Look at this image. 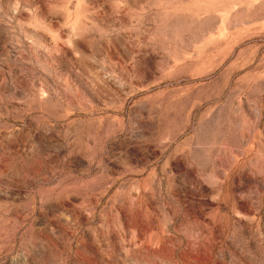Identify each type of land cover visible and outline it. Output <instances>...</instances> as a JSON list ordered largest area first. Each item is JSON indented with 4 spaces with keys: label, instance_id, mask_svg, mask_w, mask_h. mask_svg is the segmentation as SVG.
<instances>
[{
    "label": "rangeland",
    "instance_id": "1",
    "mask_svg": "<svg viewBox=\"0 0 264 264\" xmlns=\"http://www.w3.org/2000/svg\"><path fill=\"white\" fill-rule=\"evenodd\" d=\"M0 264H264V0H0Z\"/></svg>",
    "mask_w": 264,
    "mask_h": 264
}]
</instances>
